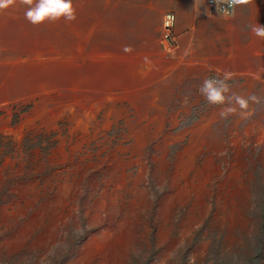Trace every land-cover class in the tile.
<instances>
[{"label":"rangeland","instance_id":"374dc122","mask_svg":"<svg viewBox=\"0 0 264 264\" xmlns=\"http://www.w3.org/2000/svg\"><path fill=\"white\" fill-rule=\"evenodd\" d=\"M162 3L0 12V264H264V83L222 118Z\"/></svg>","mask_w":264,"mask_h":264},{"label":"crops","instance_id":"0c3cea01","mask_svg":"<svg viewBox=\"0 0 264 264\" xmlns=\"http://www.w3.org/2000/svg\"><path fill=\"white\" fill-rule=\"evenodd\" d=\"M158 9L177 18L178 50L171 59L183 69L178 75L202 83L208 76L222 78L228 71L235 85L264 83V71H260L264 69V39L252 32L254 25H264V0L237 6L231 16L211 13L207 0H163ZM156 47L160 50L159 45ZM165 48L163 45L162 50Z\"/></svg>","mask_w":264,"mask_h":264},{"label":"clouds","instance_id":"9594fccd","mask_svg":"<svg viewBox=\"0 0 264 264\" xmlns=\"http://www.w3.org/2000/svg\"><path fill=\"white\" fill-rule=\"evenodd\" d=\"M216 3L228 4L230 9H234L236 6L250 4L251 0H216ZM21 8L24 9V18L33 25L57 23L61 20L71 23L77 20V9L73 0H0V12L19 11ZM229 8H224L223 11L228 12ZM218 10L221 12V7ZM252 32L264 39V25H254ZM231 79L232 73L228 71L223 73L222 78L206 77L197 90L206 103L220 107L219 115L222 118L237 113L241 118H246L250 102L258 104L259 98L255 94L244 97L233 92L228 83Z\"/></svg>","mask_w":264,"mask_h":264},{"label":"built area","instance_id":"2783aa9c","mask_svg":"<svg viewBox=\"0 0 264 264\" xmlns=\"http://www.w3.org/2000/svg\"><path fill=\"white\" fill-rule=\"evenodd\" d=\"M207 6L208 9L211 13H215V14H220V15H224V16H231L234 14L236 7L234 9H230L228 4H224L222 3L221 5H218L216 3V0H207ZM219 7H221V12H219ZM224 8H229L228 12H224L223 9ZM177 18L176 15L172 12H167L164 15L163 18V35H164V39L166 41L170 42V45H172V47L174 49L177 48V43H176V39H175V24H176Z\"/></svg>","mask_w":264,"mask_h":264}]
</instances>
